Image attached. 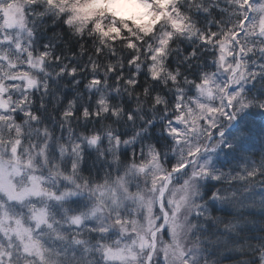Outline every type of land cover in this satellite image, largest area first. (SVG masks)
<instances>
[{"label":"snow or ice","instance_id":"6c2138e0","mask_svg":"<svg viewBox=\"0 0 264 264\" xmlns=\"http://www.w3.org/2000/svg\"><path fill=\"white\" fill-rule=\"evenodd\" d=\"M0 264H264V0H0Z\"/></svg>","mask_w":264,"mask_h":264},{"label":"rangeland","instance_id":"374dc122","mask_svg":"<svg viewBox=\"0 0 264 264\" xmlns=\"http://www.w3.org/2000/svg\"><path fill=\"white\" fill-rule=\"evenodd\" d=\"M120 9H121L122 13L125 15H129L132 13H135L138 15V14L143 12V9L140 6L135 5V4H121ZM144 19L146 20L147 17H144ZM138 22H139V20H138Z\"/></svg>","mask_w":264,"mask_h":264}]
</instances>
